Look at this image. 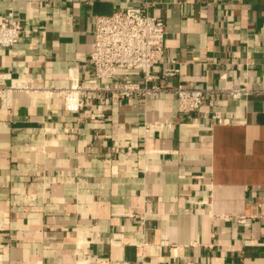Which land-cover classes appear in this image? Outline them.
Listing matches in <instances>:
<instances>
[{
    "label": "crops",
    "instance_id": "crops-1",
    "mask_svg": "<svg viewBox=\"0 0 264 264\" xmlns=\"http://www.w3.org/2000/svg\"><path fill=\"white\" fill-rule=\"evenodd\" d=\"M146 3L170 86L261 93L189 115L171 92L77 113L43 90L0 100V264H264V0H0L25 31L0 87L85 81L95 17Z\"/></svg>",
    "mask_w": 264,
    "mask_h": 264
},
{
    "label": "built area",
    "instance_id": "built-area-1",
    "mask_svg": "<svg viewBox=\"0 0 264 264\" xmlns=\"http://www.w3.org/2000/svg\"><path fill=\"white\" fill-rule=\"evenodd\" d=\"M24 33L22 23L10 11L0 22V47L12 48ZM92 37L89 78L81 82L71 72L69 87L52 89H44L31 79H13L9 86L0 87L2 105L8 108L14 92L32 93L43 90L45 94L63 96L67 111L77 113L85 105L103 103L106 98L116 102L131 98L146 100L171 92L177 99L179 111L189 115L199 111L206 101L211 106L214 105L219 94L240 99L261 93L247 87L216 90L182 84L170 86L167 81L176 77L180 69L175 61H167L165 21L151 16L147 3L109 15H97ZM159 67H162V71L157 74L155 69ZM212 117L216 121H226L218 114ZM112 152L121 154L125 150L115 143ZM261 218L264 219V213ZM238 221L245 224L246 217L242 216ZM137 256L140 260L144 259L141 252Z\"/></svg>",
    "mask_w": 264,
    "mask_h": 264
}]
</instances>
